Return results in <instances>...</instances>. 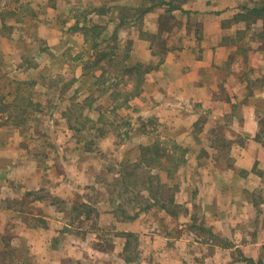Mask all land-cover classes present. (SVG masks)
<instances>
[{
	"label": "crops",
	"instance_id": "obj_1",
	"mask_svg": "<svg viewBox=\"0 0 264 264\" xmlns=\"http://www.w3.org/2000/svg\"><path fill=\"white\" fill-rule=\"evenodd\" d=\"M141 2L121 3L122 8L130 11L111 23L143 25L136 28L138 36L143 31L156 33L161 11L156 8L139 17L137 11H132ZM76 5L72 6L70 17L74 25L93 24L89 16L84 23L82 13L77 11L85 7L79 0ZM184 6L192 12L176 11V16L191 19L194 15L199 25L188 26L187 30L181 27L182 34L178 33L179 28H171L176 34L167 37L169 47L162 66L174 90L165 91L157 85L152 92L156 96L167 93L170 101L163 103L165 98L158 96L146 108L172 110L173 126H179V131L182 128L175 141L186 149L185 162L178 170V175L185 173V176L182 182L178 180L174 203L168 205V211L156 205L139 213L138 209L128 211L125 205L124 212L117 214L109 201H105L99 216L95 213L85 220L99 217L115 229L90 230L82 238L79 229L61 225L63 219H70L51 207L52 218L47 220L59 222L57 226H42L21 234L30 238L27 242L39 263L264 264V0H189ZM13 9L21 10L16 6ZM61 9L66 12L65 8ZM94 20L99 22L100 17ZM141 38L139 45L149 50L151 43ZM162 104L167 107H161ZM113 140L105 136L100 142L102 146L104 142L113 147ZM7 152L9 164L5 178L11 184L7 182L1 190L6 200L17 189L24 195L36 191L59 195L70 191L60 181L55 188L46 181L55 175L53 168H41L36 158L21 151ZM72 171L77 180V183L72 181L73 188L84 191L97 186L91 181L90 168L75 165ZM107 184L102 187L105 191ZM72 203L101 207L98 200L92 199ZM26 204L50 203L36 198L35 202L28 199ZM118 204H122L121 200ZM151 214L153 225L146 226L147 216ZM0 220H7L3 208H0ZM1 225L2 222L0 229ZM128 232L137 235L129 249ZM34 236L39 238L38 244ZM132 253L134 257L129 258Z\"/></svg>",
	"mask_w": 264,
	"mask_h": 264
},
{
	"label": "rangeland",
	"instance_id": "obj_2",
	"mask_svg": "<svg viewBox=\"0 0 264 264\" xmlns=\"http://www.w3.org/2000/svg\"><path fill=\"white\" fill-rule=\"evenodd\" d=\"M124 1L127 0H79L87 9L77 11L82 13L85 23L91 9L97 8L94 12L100 17L98 24L105 23L108 28L107 42L119 41L123 49L130 43V57L128 55L125 62L141 61L147 67H152L146 74L140 94L130 98L128 105L124 104L113 111L123 101L124 96L120 92L123 93L127 88L124 79L115 72H120V61L126 53L118 52V66L110 65L105 59L98 62L100 67L96 66L99 55L91 47V37L87 41L82 29L84 25H74L70 19L73 15L72 6H77L76 0H0V208H3L4 216H7L6 221L0 220V264H41L27 242L30 238L21 234L34 232L42 226H57L59 222L47 220L53 213L51 207L55 208L53 211L58 210L67 215L71 221L65 218L60 224L64 227L69 224L70 227L79 229L81 238L90 230H114L111 223L100 220L99 217L92 221L85 218L93 217L95 213L99 216V209L106 205L105 201L118 207L121 200L123 210L125 205L128 211L138 209L130 200L135 193L134 185L126 192V179L118 182L121 163L137 159L139 150L135 149L143 142H158L168 152L173 150L174 144L179 145L175 141V135L182 128L179 131V126H173L172 110L146 108L151 107L158 96L165 98L163 103L170 101L167 93L156 96L152 92L157 85L162 86L165 91L174 90L171 82L167 81L162 66L165 64L162 61L163 52L169 47L168 38L176 31L171 28H179L178 33L182 34L180 28L187 30L188 26L199 25L198 18L194 15H191V19L179 18L173 14V18L162 21L163 26L159 21L156 33L143 31L139 36L136 28L143 25H122L115 31L118 23L114 25L111 22L119 20L128 11L121 6ZM15 6L21 9V13L13 9ZM61 8H65L66 12H62ZM102 9L106 11L99 13ZM163 15H166L165 11L162 17ZM1 19L5 21L3 24ZM115 33L117 37L114 36ZM104 35L103 33L102 36ZM141 36L151 43L149 50L139 45ZM152 74L156 75L155 78ZM178 96L183 97L181 94ZM141 98L145 100L137 103V99ZM14 101L17 106L29 111L26 113L27 123L17 125L9 121V116L13 111L16 112L12 105ZM30 101L34 103L28 106ZM160 106L167 107L166 104ZM101 130L107 131L105 135L100 133ZM105 136L114 139L113 147L104 142L101 145L100 141ZM7 151L11 154L21 151L36 158L41 168H53L55 175L49 176L46 181L54 188L60 181L64 186L68 185L70 191H62L59 195L47 191L26 192L24 195L17 189L11 194L10 200H6V195H2L1 190L9 180L5 178L9 164L5 156ZM75 165L90 168L93 172L91 181L97 186L84 191L73 188L72 181L77 183L72 175ZM138 173L142 174V171L139 170ZM160 175L163 181L168 180L165 172L161 171ZM184 176L185 173H179L177 179L182 182L181 178ZM137 183L140 187L141 179ZM105 184L108 191L102 188ZM36 198L47 199L50 204H26L28 199L35 202ZM83 198L98 200L101 207L93 210L91 206H82V213L79 214L74 210L78 205L71 202H81L84 201ZM12 213L14 214L11 215ZM151 221H154L152 214L147 216L145 225H153ZM38 241V237L34 239L36 244Z\"/></svg>",
	"mask_w": 264,
	"mask_h": 264
},
{
	"label": "trees",
	"instance_id": "obj_3",
	"mask_svg": "<svg viewBox=\"0 0 264 264\" xmlns=\"http://www.w3.org/2000/svg\"><path fill=\"white\" fill-rule=\"evenodd\" d=\"M189 0H142L140 6L136 9H133L137 11L139 17L143 16L147 12H150L151 10H154L158 8L161 11L160 14V24L162 25V21L168 20L170 17L173 18L176 11L180 12H192V10L186 9L184 6ZM126 9V8H125ZM130 10V9H129ZM128 10V11H129ZM97 11V8L91 9L90 11V20L92 19L93 24L91 25H84L82 27L85 38L87 41H92V48H94L96 51H98V61L95 63L96 66L100 67L98 62H101V60H107L110 65L118 66L116 62L117 54L120 51H123L126 53V55L121 59V70L115 71L116 74L121 76V78L124 79V83H126V89L125 91L120 92L124 96L123 101L116 105L112 110L115 111L118 108L122 107V105H128V101L130 98L137 96L141 92V88L143 86V83L145 81L146 74L152 67H147L143 62L141 61H134V62H125L126 58H128V55L130 54V48L131 45L127 44L125 46V49L120 45L119 41L115 42H107V25L98 24L99 22L95 21L94 19H99L98 15L94 12ZM99 11V10H98ZM103 11H106L105 9H102V11H99V13H103ZM165 11L166 15L162 17V13ZM133 13V12H132ZM127 11H125L124 16H127ZM83 16L86 18V13L83 11ZM88 20V18H86ZM164 19V20H162ZM120 26L118 25L115 28V31H118L120 29ZM103 33L105 34L104 36ZM117 37V34L114 35ZM105 42V43H104ZM107 42V44H106ZM106 44V45H104ZM121 46V47H120ZM121 49V50H120ZM129 50V51H128ZM167 49L164 54H166ZM130 57V55H129ZM163 59V58H162ZM131 61V60H129ZM88 69V68H87ZM89 73V69H88ZM105 74V70L103 72V75ZM127 76V77H126ZM126 77V79H125ZM106 82V80L104 81ZM18 97V95L16 96ZM19 98V97H18ZM34 101H30L28 106L32 105ZM13 107L16 109V112L13 111V113L9 116V121H11L14 124L21 125L25 124L28 121L27 112H29L26 108L19 107L15 104V101L13 102ZM37 105H39V102H37ZM9 109V108H8ZM6 109V110H8ZM34 110V109H33ZM2 123H0L1 125ZM119 127V126H117ZM107 131H102L101 134L106 133ZM139 150V157L136 160H125L121 163V168L119 170L120 177L118 182L121 180L124 181L126 179L127 181V188L126 192H128V188L133 184L135 188V193L133 197L130 198V200L134 203L135 208L138 207V213L140 211H147L153 208L156 205H161L164 209L167 211L170 210L168 205H172L174 203V195L175 190L179 184V181L177 179L178 177V170L180 166L185 162V153L186 149L181 147L180 145L174 144L173 150H170L169 152L167 149H162L160 144L158 142H153L152 144H139L138 146ZM142 171V174L138 173ZM156 171V172H155ZM163 171L166 173V177L168 180L163 181L160 172ZM136 177V179H133ZM141 179V186L139 187L137 181ZM167 189H164L166 188ZM147 191L149 194H147ZM167 192L169 194H167ZM30 194V193H29ZM147 194V196H146ZM137 202V203H136ZM136 203V204H135ZM85 204V203H84ZM77 204L78 206H75L74 210L78 211L79 214L82 213V206H91L93 207V210L95 209L92 205L87 204ZM122 205H119L118 207H113L116 209L117 214L120 212H124ZM127 236V249L130 248V245L133 244L136 241L137 235L133 232L126 233ZM136 245V243L134 244ZM126 249V250H127ZM16 253V252H15ZM134 257L133 253L130 254L129 258ZM250 262L251 259H248ZM253 262V261H252Z\"/></svg>",
	"mask_w": 264,
	"mask_h": 264
}]
</instances>
